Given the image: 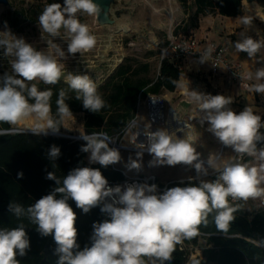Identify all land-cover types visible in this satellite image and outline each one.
I'll return each mask as SVG.
<instances>
[{
  "label": "clouds",
  "instance_id": "clouds-1",
  "mask_svg": "<svg viewBox=\"0 0 264 264\" xmlns=\"http://www.w3.org/2000/svg\"><path fill=\"white\" fill-rule=\"evenodd\" d=\"M99 12L100 7L94 0H63V5L49 3L38 16V27L50 37H59L63 29L68 36L67 53L75 56L92 50L97 43L96 36L81 22L78 13L96 16ZM240 19L245 27L251 25L250 18ZM240 37L235 42V50L256 60L264 50V40L254 39L243 31ZM0 50L5 58H13L11 73L0 75V123L9 125L6 129L0 128V136L17 133L21 126L33 135L59 136L61 126L73 118L65 102V90L59 91L56 100L59 117L56 119L50 103L52 91H41L31 82L58 83L64 75V64L52 54L37 50L22 36L13 34L6 22L5 30L0 31ZM212 52V47L206 49L199 55L198 63L211 61ZM56 54L66 58L59 47ZM260 59L264 61V56ZM240 78L254 79V83L245 87L251 93L264 94V67L257 68L254 75L249 72ZM66 82L77 93L75 98L85 110L95 114L106 107L97 85L88 75L69 74ZM172 83L189 103L197 105L201 125L206 122L207 130L222 145L232 149L234 155L225 158L219 152H210L203 158L191 130L157 128L153 131L150 125L141 127L133 121L124 129L127 146L121 144L125 149L135 150V156L130 155L125 165L128 171H141L147 153L151 156L149 167L183 165L194 170L195 175L189 176L186 183L181 180L182 186L166 188L161 193L155 183L111 186L100 168L75 167L62 181L48 172L46 179L56 185L49 194L27 208L10 202L8 211L17 218L26 216L37 226L36 231L42 238H52L56 264H170L176 245L196 237L199 227L208 225L210 214H214L217 230L228 233L235 211L230 199L264 196V148H257V143L264 141L261 116L250 106L237 114L229 107L231 97L199 92L183 79ZM77 139L85 142L79 150L89 154L90 165L107 168L122 161L120 148L110 146L116 141L105 132L79 133ZM46 156L50 161L57 160L61 156L60 147L51 145ZM245 156L254 157L258 163L243 162ZM23 175L22 171L18 172L17 179ZM210 176L215 178L208 179ZM69 200L85 214L99 207L108 217L92 224L90 245L83 248L78 243L77 213ZM30 248L31 240L23 224L0 229V264H20L17 257L27 255Z\"/></svg>",
  "mask_w": 264,
  "mask_h": 264
},
{
  "label": "trees",
  "instance_id": "trees-1",
  "mask_svg": "<svg viewBox=\"0 0 264 264\" xmlns=\"http://www.w3.org/2000/svg\"><path fill=\"white\" fill-rule=\"evenodd\" d=\"M182 8L186 9L188 0H178ZM243 0H196V17L220 14L224 17H238L242 15ZM39 11L20 10L16 13V20H8L7 25L15 27L20 17L39 15ZM41 10V12H40ZM35 21V20H32ZM3 50H0V75L11 73L7 66ZM150 65H134L126 59L107 79L105 84L97 88L98 93L106 102V107L99 113L85 110L82 102L76 100L77 93L62 81L47 86L43 90H51L50 100L52 115L58 119L56 100L59 91L65 90L68 103L73 114L85 115V130L87 134L105 132L110 137L120 135L125 127L134 119L137 113L139 96H161L164 92L174 93L178 88L173 80H181L182 73L169 61H161L160 76L157 80L150 77ZM0 128H7V124L0 123ZM63 125L61 126L62 131ZM24 130H27L25 128ZM61 149V156L50 161L47 150L51 145ZM84 143H72L57 137L27 134H9L0 136V229H12L23 224L31 240V248L24 257H17L20 264H42L47 254L45 264H56L57 257L53 255L55 244L52 238H42L36 231V225L26 216L17 218L8 211L10 202L19 203L25 208L35 200L49 194L56 186L53 180L46 179L48 172H53L61 181L67 173L78 166L100 168L108 181L120 182L124 180L122 173L114 171L112 165L103 168L99 164H89L87 153L80 152ZM23 172V178L17 179V173ZM187 182V181H186ZM185 182V183H186ZM182 186L181 182H174L167 188ZM161 188H164L160 186ZM162 193V192H161ZM69 204L77 213L76 227L78 229V243L81 248L90 245L92 224L102 222L108 217L101 213L99 207L85 214L76 208L75 202ZM232 207L234 220L230 224L227 234L219 232L214 224L213 215H209L207 226L199 227V234L176 245L170 264H186L197 249L203 251V261L198 264H264V208L249 212L244 200H235ZM206 240L205 247L201 241ZM210 246H212L210 248ZM193 264V263H192Z\"/></svg>",
  "mask_w": 264,
  "mask_h": 264
},
{
  "label": "rangeland",
  "instance_id": "rangeland-1",
  "mask_svg": "<svg viewBox=\"0 0 264 264\" xmlns=\"http://www.w3.org/2000/svg\"><path fill=\"white\" fill-rule=\"evenodd\" d=\"M195 1L188 0L187 8L184 9L178 0H115V4L111 10V16L115 21V25L107 27H101L99 25L97 15L87 16L86 14L78 13L81 22L87 24L92 34L96 36L97 43L92 50L82 54H76L75 56L68 55L67 53L68 36L66 32L61 29L59 37H50L48 34L42 33L38 27L39 15H35V13L26 18H18L15 27H11L10 25H7V27L13 34L25 38L37 50L52 54L60 63L64 64V75L60 79L62 82L67 83L66 77L69 74H86L98 88L105 84L107 79L126 59L131 60L134 65L149 64L151 69L150 77L152 80H157L160 76L162 51L168 47L172 37L182 35L190 39L193 37V31L199 28L201 17H196ZM9 3V7L2 6L0 8V31L5 30V22L7 23L8 20H16V13L20 10L37 12L39 11L38 7L41 6V9H44L49 3H60L63 5V0H9ZM56 47H59L65 52L66 58H60L56 54ZM6 59L5 63L10 67V61L13 58L7 57ZM31 83H35L39 90L47 86H52L46 85L41 81H33ZM29 86L31 85L29 84ZM197 91L205 94L208 93L204 89H197ZM161 97L166 100L167 108H175L178 112L177 117L179 121L172 125L171 130L173 128L178 129V127L182 128L184 124L192 125L193 132L194 134L196 133L197 139L195 146L198 152L207 151L211 146H215L216 148V146L222 145L207 130L209 125L206 122L201 125L199 117H197V105L190 106L189 108L185 107L184 102H188L185 96L176 94L175 92H164ZM139 113L141 115V122L147 124V110L144 105L140 106ZM84 122V114H73V118L66 120L63 124V126L66 125V132L63 130V127L60 133L69 136L70 138L65 140H69L72 143H85L77 139L79 133L87 134L84 128ZM261 133L264 134V128L261 129ZM117 136L115 135L112 138L116 139ZM120 142L121 138L119 139ZM260 143L262 144L259 145L258 149L264 148V141ZM223 148L217 152L223 154L225 158L234 155L232 149L227 147ZM130 155L134 157L135 153L121 151L122 161L112 165V169L115 166L118 170H122L127 175L134 177L154 176L157 186L164 188L174 182H181V180L186 182L189 176L195 175L194 170H190L183 165H177L175 167L169 166L163 169L162 167H149L148 161L150 158L147 156L143 157V168L141 171H128L125 165ZM243 162L253 165L258 163L254 157L248 156L244 157ZM214 178L213 176L208 177V179ZM244 202L249 212L264 208V196L249 198L248 200H244ZM233 203L234 201L230 199V204ZM200 243L201 247H205L207 241L202 240ZM198 250L201 253L202 249Z\"/></svg>",
  "mask_w": 264,
  "mask_h": 264
},
{
  "label": "crops",
  "instance_id": "crops-1",
  "mask_svg": "<svg viewBox=\"0 0 264 264\" xmlns=\"http://www.w3.org/2000/svg\"><path fill=\"white\" fill-rule=\"evenodd\" d=\"M241 17L250 18L251 25L248 27L242 25L240 19ZM242 31L245 33V35L251 36L254 39L264 40V0H254L252 3H248L246 0H243L242 15L238 17H224L218 13L201 16L199 28L193 31V36L202 42L213 41L227 47L228 62L236 66L241 75L246 76V74L249 72H252L254 75L257 68L264 67V61L260 59L261 56H264V50L258 54L256 60L250 59L246 53L237 52L234 45L236 41L241 39L240 34ZM231 78L232 76L225 67L220 69L218 75H213L208 62L200 64L195 58H189L186 60L185 71L181 75V80L183 79L190 88L195 90L204 89L206 92H208L207 94L211 95L219 94L226 97H231L232 103L229 105V107L237 114L243 111L245 107L250 106L253 107L255 114L260 115L264 121V94H254L244 90L239 84L232 81ZM254 82L255 81L253 79L250 81V84ZM175 93L183 95L179 89H177ZM184 104H188L187 108L196 105L189 102H184ZM177 113L174 112L176 115ZM197 117L199 116L197 115ZM177 121H179L178 117ZM190 126L193 130L192 125ZM63 127V130H65L66 125ZM21 129L25 128L21 126ZM194 136L196 137V133ZM219 146L222 145H218L216 148L215 146H211L209 150L202 151L200 153L203 158H207L210 152H217L219 149L222 150L224 145L222 147ZM144 156H147L151 159V156L146 154ZM161 167L163 169L164 167L169 166H160L159 168ZM211 247L212 246H210V248ZM196 252L197 256H202V251L199 253V250L197 249Z\"/></svg>",
  "mask_w": 264,
  "mask_h": 264
},
{
  "label": "built area",
  "instance_id": "built-area-1",
  "mask_svg": "<svg viewBox=\"0 0 264 264\" xmlns=\"http://www.w3.org/2000/svg\"><path fill=\"white\" fill-rule=\"evenodd\" d=\"M209 47L213 48L212 60L208 61V63L210 64L212 74L218 75L220 72V69L222 67H225L227 71L229 72V74L232 76L231 80L239 84L244 90L249 91L248 88L245 87V85H250V81L247 79H241L240 77L244 75H241L239 73V70L236 66L228 62V59H227L228 48L216 42H213V41L202 42V41H199L194 36L190 39L183 37L182 35H178L176 37L173 36L169 42L168 47L162 51L161 61H164V60L171 61L175 65V67L181 73H183L185 71L186 60H188L189 58H195L199 60V55L203 53ZM153 100L156 101L155 104L152 103ZM141 105H144L147 110V118H148L147 124H143L140 119L141 115L139 113V108ZM174 112H176V110L167 108L166 100L163 99L161 96L148 95L147 97H144L140 95L138 99L137 113L134 119L130 123L134 121L141 127L150 125L153 131L156 130L157 128H167L169 117ZM182 123H186V122H182ZM120 138H121V142L119 143ZM140 139L142 140L143 137H140ZM114 140L116 141L115 143L120 146V151L124 150V151L135 153V150L125 149L121 147V144L123 143H124L123 145L127 146V144H125L127 140L125 139L124 131L120 135H118L117 138ZM260 144L262 143L259 142L257 144V148L259 147ZM145 154L148 155L147 153ZM113 169L114 171H118L122 173L124 176V180L120 182L109 181V184L111 186H115L118 184L123 185L125 183H131V182H147L149 184H153V183L156 184V178L154 176L134 177V176L127 175L124 171H120L116 169L115 166H113ZM167 187L161 188L160 186H158V190L159 192H163ZM196 251L197 250L192 252L191 257L189 258V261L186 264H192L193 261H197L198 259H200V261L204 260L203 256L201 255L197 256Z\"/></svg>",
  "mask_w": 264,
  "mask_h": 264
},
{
  "label": "water",
  "instance_id": "water-1",
  "mask_svg": "<svg viewBox=\"0 0 264 264\" xmlns=\"http://www.w3.org/2000/svg\"><path fill=\"white\" fill-rule=\"evenodd\" d=\"M246 1L248 3L254 2V0H246ZM94 2H96L100 7V12L97 15V22L99 23V25L101 27L114 26L115 21L112 19L111 10H112V6L115 4V0H94ZM9 5H10L9 0H0V8L2 6L9 7ZM184 106L187 107L188 104H184ZM8 127H9V125H7V128ZM14 134L17 135V134H32V133L30 131L21 129V131L14 133ZM49 136L62 138V139H69L70 138L69 136H67L63 133H60L59 136H53V135H49ZM46 261H47V254L44 255V260H43L42 264H45Z\"/></svg>",
  "mask_w": 264,
  "mask_h": 264
},
{
  "label": "bare ground",
  "instance_id": "bare-ground-1",
  "mask_svg": "<svg viewBox=\"0 0 264 264\" xmlns=\"http://www.w3.org/2000/svg\"><path fill=\"white\" fill-rule=\"evenodd\" d=\"M175 122H177V115L176 114H172V115H170V117H169V121H168V127H167V129H169L170 131H171V128H172V125L175 123ZM170 126H171V128H170ZM179 128V127H178ZM182 128H186V130H191V132H192V134H193V130H192V128H191V126L189 125V124H184L183 125V127ZM177 128H173V130H176ZM28 131V130H27ZM179 136H183V133H177ZM194 135V134H193ZM80 140V139H79ZM112 146H114V147H117V148H120V146L118 145V144H116V143H114V144H112ZM223 147H225V146H223ZM222 149H224V148H222Z\"/></svg>",
  "mask_w": 264,
  "mask_h": 264
}]
</instances>
